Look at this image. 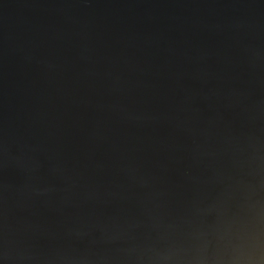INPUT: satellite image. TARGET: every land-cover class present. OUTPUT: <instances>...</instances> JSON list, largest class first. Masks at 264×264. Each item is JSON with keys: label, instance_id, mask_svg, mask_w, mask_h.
Segmentation results:
<instances>
[{"label": "water", "instance_id": "95a60500", "mask_svg": "<svg viewBox=\"0 0 264 264\" xmlns=\"http://www.w3.org/2000/svg\"><path fill=\"white\" fill-rule=\"evenodd\" d=\"M0 264H264V0H0Z\"/></svg>", "mask_w": 264, "mask_h": 264}]
</instances>
